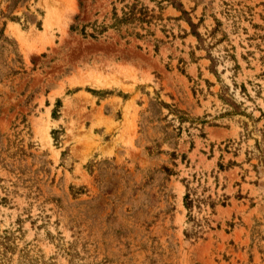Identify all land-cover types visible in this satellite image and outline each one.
<instances>
[{
    "label": "rangeland",
    "instance_id": "rangeland-1",
    "mask_svg": "<svg viewBox=\"0 0 264 264\" xmlns=\"http://www.w3.org/2000/svg\"><path fill=\"white\" fill-rule=\"evenodd\" d=\"M0 264H264V0H0Z\"/></svg>",
    "mask_w": 264,
    "mask_h": 264
},
{
    "label": "trees",
    "instance_id": "trees-1",
    "mask_svg": "<svg viewBox=\"0 0 264 264\" xmlns=\"http://www.w3.org/2000/svg\"><path fill=\"white\" fill-rule=\"evenodd\" d=\"M184 200L186 202L185 206H186L187 209L191 208L195 202H198L197 199L194 200V199L190 198L189 194L185 195Z\"/></svg>",
    "mask_w": 264,
    "mask_h": 264
}]
</instances>
